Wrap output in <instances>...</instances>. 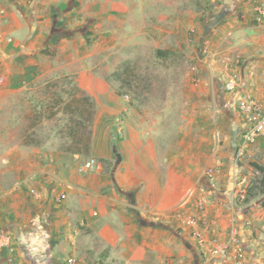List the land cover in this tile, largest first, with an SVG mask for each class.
<instances>
[{
  "label": "crops",
  "instance_id": "0c3cea01",
  "mask_svg": "<svg viewBox=\"0 0 264 264\" xmlns=\"http://www.w3.org/2000/svg\"><path fill=\"white\" fill-rule=\"evenodd\" d=\"M136 46L187 54L203 82L187 109L123 93L117 72ZM66 77L94 102L88 152L56 131L22 135L38 90ZM245 96L264 103V0H0V233L14 244L0 264L198 260L191 217L221 241L237 225L244 264H264V196L233 200ZM247 153L264 166V135Z\"/></svg>",
  "mask_w": 264,
  "mask_h": 264
},
{
  "label": "rangeland",
  "instance_id": "374dc122",
  "mask_svg": "<svg viewBox=\"0 0 264 264\" xmlns=\"http://www.w3.org/2000/svg\"><path fill=\"white\" fill-rule=\"evenodd\" d=\"M137 48L138 46L127 49L130 53L129 57L121 61L117 72L123 93L128 96L141 98L148 94L162 96V102L155 100L149 101L148 103L152 104V107L178 108L179 110L187 109L191 103L188 101L187 95L192 92L195 87L192 84L199 83L198 87H196L197 89H201V84H203L202 81L198 82L197 76L194 74L196 69H193V63L188 59L187 54H173L171 52L153 49H149L148 51V48L146 49L145 47H143L141 51V48ZM63 88L70 89L68 85L65 86V81L62 78L54 80L38 90L37 96L35 97L36 101L32 103L33 110L30 113H25L24 118H22L24 129L22 135L25 136V140H42L41 136L50 133V131H56V133L61 136L62 141L67 142V147L76 146L77 139L71 138L68 135L69 120L68 116L63 113L65 103L62 102L58 105H54L55 101L58 100V96L62 95L61 90ZM79 97V93H74L73 99H75V107L81 106L78 101ZM50 98H52L51 102L54 103L51 104V106H46ZM67 98L70 100V95ZM212 103L213 102L210 104L213 105L214 108H220L222 106L220 102L215 101L213 104ZM44 121H47L45 125L43 123ZM217 121V124L220 122L224 123L225 118H219ZM39 124V135L36 131L29 132V129ZM85 124L87 128L84 132L86 133L87 131L88 135L90 120H87ZM232 127L234 126H229L230 131L233 130ZM60 131H63V134L60 133ZM77 135L78 138L83 136V131L80 129ZM231 136L232 140H235L236 133H232ZM232 145L233 143L230 144V150H232ZM235 157L236 148L233 154V158ZM235 164L238 168V176L241 177V179L236 183V191L233 200L238 206H243L245 204L241 196L242 192H246V189L252 186L254 179L259 176V171L256 170L255 166L258 165V163L249 161L247 153L238 162L235 161ZM259 197H262V195Z\"/></svg>",
  "mask_w": 264,
  "mask_h": 264
},
{
  "label": "built area",
  "instance_id": "2783aa9c",
  "mask_svg": "<svg viewBox=\"0 0 264 264\" xmlns=\"http://www.w3.org/2000/svg\"><path fill=\"white\" fill-rule=\"evenodd\" d=\"M259 11L263 13V8L260 7ZM239 83L237 77L229 76L224 83V88L227 92H232ZM239 113L241 132L236 147V162L247 154L248 149L257 142L261 135H264V103L256 98L242 97L239 101ZM94 162V160L87 161L83 164L82 170L87 171ZM219 170H221L220 167L207 169L204 176L212 179L215 172ZM244 194L242 192L241 196L244 197ZM206 204L207 198L205 197L198 201L197 206L203 210ZM187 224L192 227V235L199 249V259L191 261L180 259L175 264H244L247 254L242 246L237 225H233L228 231L227 239L221 241L216 230H212L208 226L198 225L196 218H189ZM3 251H14L13 238L8 233H0V252ZM67 263L77 264V259L70 257Z\"/></svg>",
  "mask_w": 264,
  "mask_h": 264
},
{
  "label": "trees",
  "instance_id": "16d2710c",
  "mask_svg": "<svg viewBox=\"0 0 264 264\" xmlns=\"http://www.w3.org/2000/svg\"><path fill=\"white\" fill-rule=\"evenodd\" d=\"M65 81V86H69V90L63 88L61 90L62 95L58 96V100L55 101L54 105H58L59 103L64 102L65 107L63 110V113L68 116V135L71 138H76L77 142L79 145L78 146H73V147H67L66 149L68 151H74V152H88V141H89V136L84 132L86 130L87 125L85 124L86 121L92 119L93 113H94V102L86 95H83L80 91V89L77 87L75 82L66 77L63 78ZM74 93H79L80 97L78 98V101L80 102L81 106H74L75 99L74 98ZM66 95V96H65ZM70 95L71 99L69 100L67 97ZM51 99L48 101L46 106H51L53 104L51 102ZM81 129L83 131V136H80L78 138V131ZM60 133L63 134V131H60ZM80 133V132H79ZM89 134V133H88ZM256 170L259 171V176H257L254 181L252 186L248 187L246 189V192L244 191V204L250 203L252 200L255 198L259 197L260 195L264 196V166L263 165H255ZM264 204V202H263Z\"/></svg>",
  "mask_w": 264,
  "mask_h": 264
}]
</instances>
